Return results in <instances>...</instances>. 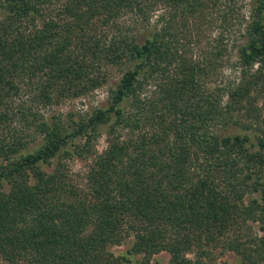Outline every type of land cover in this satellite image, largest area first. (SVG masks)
<instances>
[{
    "label": "trees",
    "instance_id": "16d2710c",
    "mask_svg": "<svg viewBox=\"0 0 264 264\" xmlns=\"http://www.w3.org/2000/svg\"><path fill=\"white\" fill-rule=\"evenodd\" d=\"M244 1L0 0V264H264V0ZM109 83L87 119L43 113Z\"/></svg>",
    "mask_w": 264,
    "mask_h": 264
},
{
    "label": "rangeland",
    "instance_id": "374dc122",
    "mask_svg": "<svg viewBox=\"0 0 264 264\" xmlns=\"http://www.w3.org/2000/svg\"><path fill=\"white\" fill-rule=\"evenodd\" d=\"M250 0H245L244 3L247 4ZM247 9V8H246ZM247 15V14H246ZM210 34V37L213 38L215 33L214 31L210 30L208 32ZM223 73V77H228L230 80H232L235 77V71L231 72V70L226 69ZM120 77L119 73H114L111 76L110 83L117 80ZM110 83L97 89L95 92H93L89 96L73 99V100H66L64 102H61L57 106H52L49 109L44 110V114L47 117L55 116L56 118H59L63 124H69L70 119L77 120L79 118H88V115L96 108L104 106L108 97H109V86ZM259 106L261 104V101L258 102ZM73 113V117H71L69 114ZM106 147V135H105V128L100 129V135L98 136L96 142H94V150L97 152H101ZM68 167L73 175L75 180H78L81 175L86 170L87 164L84 161H78V160H70L68 161ZM80 180V179H79ZM260 234V232H258ZM132 239L127 240L123 245L118 247H113L112 251L115 253L124 252L125 250L129 249L132 244ZM192 257V256H190ZM170 259V256L166 252H162L160 254L154 255L150 261L149 264H168ZM210 260L213 264H236L238 262V257L233 253L229 251H225L222 248H216L211 251L210 254ZM144 262L143 256H134L131 257L130 264H142Z\"/></svg>",
    "mask_w": 264,
    "mask_h": 264
}]
</instances>
